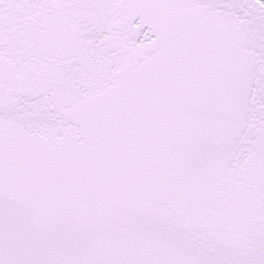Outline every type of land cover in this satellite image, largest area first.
<instances>
[{
  "label": "snow or ice",
  "instance_id": "6c2138e0",
  "mask_svg": "<svg viewBox=\"0 0 264 264\" xmlns=\"http://www.w3.org/2000/svg\"><path fill=\"white\" fill-rule=\"evenodd\" d=\"M0 264H264V0H0Z\"/></svg>",
  "mask_w": 264,
  "mask_h": 264
}]
</instances>
